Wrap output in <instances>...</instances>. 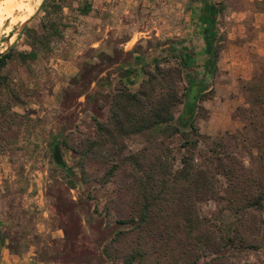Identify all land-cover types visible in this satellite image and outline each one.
Wrapping results in <instances>:
<instances>
[{
    "label": "rangeland",
    "instance_id": "obj_1",
    "mask_svg": "<svg viewBox=\"0 0 264 264\" xmlns=\"http://www.w3.org/2000/svg\"><path fill=\"white\" fill-rule=\"evenodd\" d=\"M58 1L48 0L32 18L37 32L42 31L39 20L51 19L58 33L37 48L30 68L14 59L2 70L7 78L0 79V226L8 247L40 264H123L102 253L115 231L128 227L109 222L102 212L113 183L100 186L81 179L75 153L56 141L94 137L93 118L106 120L119 82L135 89L143 78L142 64L169 57L171 42L195 53L198 64L203 41L194 16L205 0H62V9L55 11ZM255 1L210 0L221 8L214 22L223 40L197 126L206 137L201 149L225 133L238 135V154L264 185V11ZM86 5L90 10L83 14L80 8ZM12 19L0 22V47L18 23ZM33 33H21L9 48L30 49ZM169 59L166 64L173 63ZM133 72L135 84L130 82ZM55 143L62 164L53 159ZM179 143V137L170 142L177 156ZM142 144L140 138L128 141L132 150ZM198 205L202 216L235 238L220 248L223 264H264V202L260 211L243 216V225L225 201ZM240 235L248 241L239 240ZM180 248L169 264H203L211 255L191 263Z\"/></svg>",
    "mask_w": 264,
    "mask_h": 264
},
{
    "label": "trees",
    "instance_id": "obj_2",
    "mask_svg": "<svg viewBox=\"0 0 264 264\" xmlns=\"http://www.w3.org/2000/svg\"><path fill=\"white\" fill-rule=\"evenodd\" d=\"M61 1L53 5L55 11L62 9ZM255 3L264 11V0ZM81 9L86 14L90 5ZM219 9L205 0L194 16L203 41L198 64L195 53L171 42L172 64H166L169 57L153 58L152 63L142 64L143 78L135 89L119 82L106 120L93 118L94 137L73 141L64 136L56 141L75 153L81 179L94 180L100 186L114 185L113 193L105 196L102 212L109 222L128 227L115 231L102 246L103 255L111 262L169 264L178 246L191 263L211 254L203 264H223L220 248L231 245L235 238L228 228L202 216L198 204L225 201L232 216L241 222L246 213L263 208L264 185L238 154V135L225 133L200 147L206 137L197 126L198 109L207 98L208 81L215 76L222 49L223 38L217 35L214 22ZM33 20L22 32L26 37L29 30L34 32L30 49L16 51L11 47L2 54L0 79L7 78L2 70L14 59L30 68L37 59V48L46 47L51 33H58L53 20H39L37 29L41 32L31 25ZM131 77L130 82L137 83V72ZM174 137L180 138L178 156L170 144ZM132 138H140L143 144L130 149ZM238 237L248 241L243 235ZM2 248L23 255L7 246L0 226V251Z\"/></svg>",
    "mask_w": 264,
    "mask_h": 264
},
{
    "label": "water",
    "instance_id": "obj_3",
    "mask_svg": "<svg viewBox=\"0 0 264 264\" xmlns=\"http://www.w3.org/2000/svg\"><path fill=\"white\" fill-rule=\"evenodd\" d=\"M44 0H31V12H29L26 15V18H23L22 20H19L15 28L9 32L4 40L1 42V47H0V56L4 54L11 44L14 42V40L22 33L24 30L25 26L28 24V22L34 17V15L37 13L38 9L42 5ZM53 159L57 164H62L63 159H62V154L60 151V146L59 144H55L53 147V153H52Z\"/></svg>",
    "mask_w": 264,
    "mask_h": 264
},
{
    "label": "bare ground",
    "instance_id": "obj_4",
    "mask_svg": "<svg viewBox=\"0 0 264 264\" xmlns=\"http://www.w3.org/2000/svg\"><path fill=\"white\" fill-rule=\"evenodd\" d=\"M30 8L32 9L31 0H0V22L2 23L6 17L10 16L13 18L12 22L15 23L19 21ZM31 9L29 12H31ZM28 13L25 14L24 18H26Z\"/></svg>",
    "mask_w": 264,
    "mask_h": 264
},
{
    "label": "crops",
    "instance_id": "obj_5",
    "mask_svg": "<svg viewBox=\"0 0 264 264\" xmlns=\"http://www.w3.org/2000/svg\"><path fill=\"white\" fill-rule=\"evenodd\" d=\"M128 43V41H127ZM0 264H40L31 255H13L10 254L6 249L2 248L0 251Z\"/></svg>",
    "mask_w": 264,
    "mask_h": 264
}]
</instances>
